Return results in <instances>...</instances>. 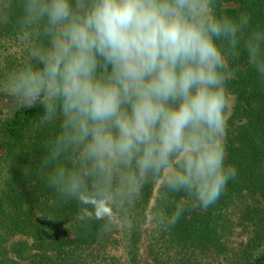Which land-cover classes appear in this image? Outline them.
<instances>
[{"label":"clouds","instance_id":"1","mask_svg":"<svg viewBox=\"0 0 264 264\" xmlns=\"http://www.w3.org/2000/svg\"><path fill=\"white\" fill-rule=\"evenodd\" d=\"M219 0H0V28L25 53L0 91L55 126L39 162L53 197L105 230L157 188L144 223L173 227L208 209L237 169L225 164L226 82L243 58L264 81V27ZM26 174L28 170H25ZM179 196V199H177Z\"/></svg>","mask_w":264,"mask_h":264},{"label":"trees","instance_id":"2","mask_svg":"<svg viewBox=\"0 0 264 264\" xmlns=\"http://www.w3.org/2000/svg\"><path fill=\"white\" fill-rule=\"evenodd\" d=\"M217 10L246 11L264 27V0H219ZM24 55L15 31L0 28V78ZM226 87L225 164L235 166L236 179L208 209L186 204L189 210L167 229L144 223L158 185L146 186L110 229L99 222L81 228L78 206L54 198L40 174L57 128L41 126L39 105L21 106L0 91V264H264V81L242 58Z\"/></svg>","mask_w":264,"mask_h":264},{"label":"rangeland","instance_id":"3","mask_svg":"<svg viewBox=\"0 0 264 264\" xmlns=\"http://www.w3.org/2000/svg\"><path fill=\"white\" fill-rule=\"evenodd\" d=\"M22 262V261H21ZM22 263H24V262H22Z\"/></svg>","mask_w":264,"mask_h":264}]
</instances>
